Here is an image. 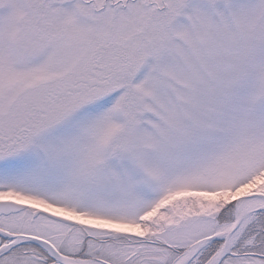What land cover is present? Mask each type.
<instances>
[{"label":"snow or ice","instance_id":"1","mask_svg":"<svg viewBox=\"0 0 264 264\" xmlns=\"http://www.w3.org/2000/svg\"><path fill=\"white\" fill-rule=\"evenodd\" d=\"M0 264H264V0H0Z\"/></svg>","mask_w":264,"mask_h":264}]
</instances>
